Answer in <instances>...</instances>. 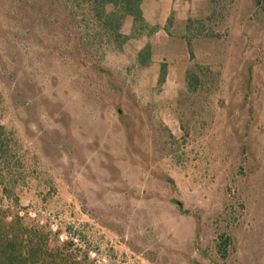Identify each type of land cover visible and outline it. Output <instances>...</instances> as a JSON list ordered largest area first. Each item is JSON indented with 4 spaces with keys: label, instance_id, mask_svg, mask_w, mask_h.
Wrapping results in <instances>:
<instances>
[{
    "label": "rangeland",
    "instance_id": "obj_1",
    "mask_svg": "<svg viewBox=\"0 0 264 264\" xmlns=\"http://www.w3.org/2000/svg\"><path fill=\"white\" fill-rule=\"evenodd\" d=\"M214 9L144 65L150 36L117 45L82 5L0 0V227L96 264H264V0Z\"/></svg>",
    "mask_w": 264,
    "mask_h": 264
},
{
    "label": "trees",
    "instance_id": "obj_2",
    "mask_svg": "<svg viewBox=\"0 0 264 264\" xmlns=\"http://www.w3.org/2000/svg\"><path fill=\"white\" fill-rule=\"evenodd\" d=\"M145 0H68L72 9L83 6L88 14L94 16L99 22L109 40L121 45L130 37L146 35L149 37L157 26L148 23L144 16L142 5ZM257 4L260 0H256ZM221 0H204L200 3L199 12L207 9L205 17L189 18L184 22V30L187 35L194 31L201 34L204 31V21H210L215 15L216 6ZM126 18H131L132 35H124L122 28ZM150 24V25H149ZM173 24L170 18L166 24L168 35H171L169 27ZM148 29L145 33L144 30ZM138 31L139 33H135ZM143 33V34H142ZM186 37V36H185ZM189 38V37H188ZM189 44V39H188ZM189 46V45H188ZM151 56V49L146 46L140 53V63L146 65V59ZM107 74L108 72L105 71ZM166 73L165 64L160 68V79L163 80ZM1 130V127H0ZM4 143L0 141V152H4ZM180 210H182L179 207ZM186 212V211H184ZM29 217L16 214L12 222L0 227V264H96L87 253L80 258L77 248H73V240L58 244V236L53 239L46 227L34 224ZM227 238L222 246L227 244ZM222 250H224L221 247Z\"/></svg>",
    "mask_w": 264,
    "mask_h": 264
},
{
    "label": "crops",
    "instance_id": "obj_3",
    "mask_svg": "<svg viewBox=\"0 0 264 264\" xmlns=\"http://www.w3.org/2000/svg\"><path fill=\"white\" fill-rule=\"evenodd\" d=\"M203 0H145L142 8L145 18L157 28L152 32L149 38H139L141 51L146 46L161 44L168 37L166 24L170 18L180 21H186L192 18L198 11V7ZM148 63V62H147ZM169 74V73H168ZM167 74V75H168Z\"/></svg>",
    "mask_w": 264,
    "mask_h": 264
},
{
    "label": "water",
    "instance_id": "obj_4",
    "mask_svg": "<svg viewBox=\"0 0 264 264\" xmlns=\"http://www.w3.org/2000/svg\"><path fill=\"white\" fill-rule=\"evenodd\" d=\"M180 204V203H179Z\"/></svg>",
    "mask_w": 264,
    "mask_h": 264
}]
</instances>
